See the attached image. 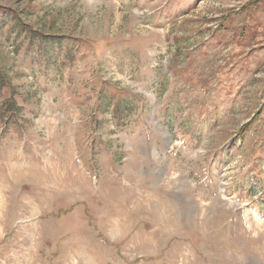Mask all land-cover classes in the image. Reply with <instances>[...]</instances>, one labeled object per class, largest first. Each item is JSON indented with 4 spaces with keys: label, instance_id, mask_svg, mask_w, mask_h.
<instances>
[{
    "label": "rangeland",
    "instance_id": "374dc122",
    "mask_svg": "<svg viewBox=\"0 0 264 264\" xmlns=\"http://www.w3.org/2000/svg\"><path fill=\"white\" fill-rule=\"evenodd\" d=\"M0 78V264H264V0H0Z\"/></svg>",
    "mask_w": 264,
    "mask_h": 264
},
{
    "label": "trees",
    "instance_id": "16d2710c",
    "mask_svg": "<svg viewBox=\"0 0 264 264\" xmlns=\"http://www.w3.org/2000/svg\"><path fill=\"white\" fill-rule=\"evenodd\" d=\"M4 77H6V76H4ZM3 76H1V78L3 79L4 78ZM0 78V90L4 87V82H3V80ZM12 95H13V93H12ZM11 95V96H12ZM14 96V95H13ZM16 104H14V101L12 102V104H11V107H14Z\"/></svg>",
    "mask_w": 264,
    "mask_h": 264
}]
</instances>
